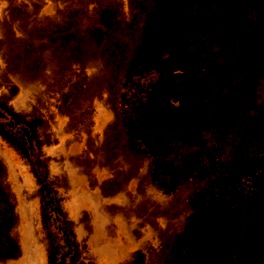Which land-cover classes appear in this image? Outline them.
Here are the masks:
<instances>
[{"label": "rangeland", "instance_id": "374dc122", "mask_svg": "<svg viewBox=\"0 0 264 264\" xmlns=\"http://www.w3.org/2000/svg\"><path fill=\"white\" fill-rule=\"evenodd\" d=\"M174 3L192 24L151 59ZM152 109L155 157L134 137ZM0 115L30 138L24 153L0 135L18 249L0 264H48L44 190L71 264H264V0H0ZM195 236L201 260L182 244Z\"/></svg>", "mask_w": 264, "mask_h": 264}, {"label": "trees", "instance_id": "16d2710c", "mask_svg": "<svg viewBox=\"0 0 264 264\" xmlns=\"http://www.w3.org/2000/svg\"><path fill=\"white\" fill-rule=\"evenodd\" d=\"M110 20V16L106 15ZM193 17L191 13L182 8L177 3H174L169 11L168 16L164 19L161 26L158 38L153 42L148 49V56L153 59L154 55L158 53V48L162 43L167 41L172 35L173 31L179 27H186L192 24ZM1 117V115H0ZM10 123L0 122V135L8 139L13 145L22 149L24 153L29 150L30 138L26 134L16 135V133L5 129V126H10ZM165 119L162 111L159 109H152L143 124V126L136 130L134 137L139 141V146L150 156L155 157L161 147V140L159 131L164 127ZM46 194V203L43 204L44 220L49 229L54 232L52 249L48 254V264H71L76 252V241L74 233L69 228V223L63 213L62 207L56 198L51 197L50 192L44 190ZM222 215V224L225 229H229L234 222L230 211L226 207L220 208ZM14 222L12 208L10 202L4 193L0 191V257L10 258L17 253V248L8 237L7 232ZM259 225H263V216L259 219ZM184 250L193 258L201 260L206 255L205 245L199 237H188L182 242ZM264 246L262 240L255 243L252 249H262ZM230 256L226 253L213 255L211 257L212 264H224L230 261ZM69 260L68 262L66 260ZM240 264H247L242 262Z\"/></svg>", "mask_w": 264, "mask_h": 264}]
</instances>
